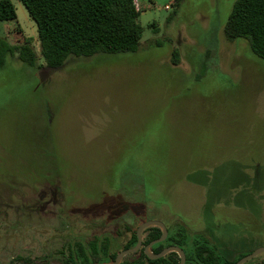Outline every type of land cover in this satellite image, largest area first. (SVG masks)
I'll list each match as a JSON object with an SVG mask.
<instances>
[{"label": "rangeland", "instance_id": "1", "mask_svg": "<svg viewBox=\"0 0 264 264\" xmlns=\"http://www.w3.org/2000/svg\"><path fill=\"white\" fill-rule=\"evenodd\" d=\"M15 1L39 67L0 68V264H65L94 236L120 251L146 219L184 225L186 249L195 232L229 258L264 246V59L224 35L235 0H137L135 51L55 68Z\"/></svg>", "mask_w": 264, "mask_h": 264}, {"label": "trees", "instance_id": "2", "mask_svg": "<svg viewBox=\"0 0 264 264\" xmlns=\"http://www.w3.org/2000/svg\"><path fill=\"white\" fill-rule=\"evenodd\" d=\"M35 21L39 45V56L51 68L64 64L71 56L89 57L96 53H118L135 51L140 43L143 27L138 21L142 10L135 0H19ZM182 0H172L178 8ZM171 18V16H169ZM0 21H11L7 25L6 37H0V68L7 56L17 58L32 67L38 68V54L32 38L26 36L17 21L15 6L11 0H0ZM224 35L228 39L244 38L252 51L264 59V0H235L225 21ZM176 55V51L173 52ZM119 191H123L121 188ZM137 251L136 259L120 264H178L176 252L151 259L143 251V246L161 234L157 226H149ZM187 230L184 225L174 235L167 234L165 240L152 245L153 252L174 244L180 246L185 254L184 264H234L248 252H239L229 258L219 251L217 244L202 232L192 234L191 244L187 246ZM189 235V234H188ZM136 230L122 246L129 248L136 243ZM108 240V239H107ZM101 242L94 236L86 244L75 241L68 247L65 264H89L94 261L111 262L118 250L109 241ZM254 259V258H252ZM251 260V259H250ZM248 260V261H250ZM27 264L30 260L17 257L14 262ZM243 264H246L244 262ZM264 264V261L261 263Z\"/></svg>", "mask_w": 264, "mask_h": 264}, {"label": "water", "instance_id": "3", "mask_svg": "<svg viewBox=\"0 0 264 264\" xmlns=\"http://www.w3.org/2000/svg\"><path fill=\"white\" fill-rule=\"evenodd\" d=\"M149 226L159 227L161 229V234L159 237L149 241L146 245L143 246L144 253L149 258L156 259V258H159V257L165 255L168 252L174 251L179 256L178 264H184L186 261V254H185L184 250L178 245L171 244V245L165 246L159 252H153L151 250V247L153 244L165 240V238L167 237V234H168V230H167L166 225L161 220H158V219H146V220L142 221L136 228L137 239H136L135 245L132 247L125 248V249L118 251L116 253L113 261H111V262L94 261V262H91L89 264H120L123 261L125 255L135 253L142 247V231ZM263 252H264V246H259V247L255 248L254 250L250 251L249 253L241 256L239 259H237L235 261L234 264H243L244 262L254 258L258 254L263 253ZM13 264H23V263L20 261H17V262H14Z\"/></svg>", "mask_w": 264, "mask_h": 264}, {"label": "crops", "instance_id": "4", "mask_svg": "<svg viewBox=\"0 0 264 264\" xmlns=\"http://www.w3.org/2000/svg\"><path fill=\"white\" fill-rule=\"evenodd\" d=\"M12 2H13V4H14V6H15V10H16V14H17V21H18V23H19V19H18V9H19V4L18 3H16V1L15 0H11ZM136 2H137V0H135ZM166 6H168V7H166ZM164 8L165 9H169L170 8V6H169V4H165L164 5ZM20 10L21 11H23L22 10V8L20 7ZM147 10V9H146ZM24 13V12H23ZM28 13V12H27ZM29 15V14H28ZM28 22V24H29V26H30V33H26L25 32V30L23 29V27L21 26V28L23 29V32H24V34L26 35V36H30L31 38H32V42L35 40V34L33 33V31H32V26L30 25V23H29V21H27ZM20 24V23H19ZM7 23L5 24V26L7 27ZM21 25V24H20Z\"/></svg>", "mask_w": 264, "mask_h": 264}, {"label": "built area", "instance_id": "5", "mask_svg": "<svg viewBox=\"0 0 264 264\" xmlns=\"http://www.w3.org/2000/svg\"><path fill=\"white\" fill-rule=\"evenodd\" d=\"M166 7H168V6H166Z\"/></svg>", "mask_w": 264, "mask_h": 264}]
</instances>
